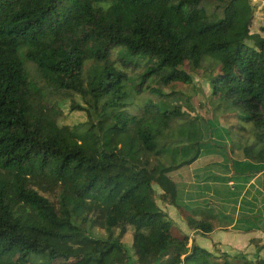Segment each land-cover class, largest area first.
<instances>
[{
  "label": "trees",
  "instance_id": "16d2710c",
  "mask_svg": "<svg viewBox=\"0 0 264 264\" xmlns=\"http://www.w3.org/2000/svg\"><path fill=\"white\" fill-rule=\"evenodd\" d=\"M255 11L251 0H0V264H264L197 242L216 218L178 204L172 173L200 158L201 116L193 105L129 113L128 76L112 60L118 52L136 68L151 59L138 93L149 76L161 87L194 85L202 59L213 58L221 68L211 100L247 114L257 141L242 151L254 160L263 144L264 161ZM78 97L86 104L70 110L84 119L71 125L60 102ZM170 206L194 236L173 224Z\"/></svg>",
  "mask_w": 264,
  "mask_h": 264
},
{
  "label": "rangeland",
  "instance_id": "374dc122",
  "mask_svg": "<svg viewBox=\"0 0 264 264\" xmlns=\"http://www.w3.org/2000/svg\"><path fill=\"white\" fill-rule=\"evenodd\" d=\"M255 11V18L249 28V36L260 41H264V0H251ZM206 10L208 15L217 20L220 16H215L216 11L213 6L207 5ZM254 41V43L256 42ZM250 43V42H249ZM253 44V43H250ZM254 45V44H253ZM112 60L115 62V66L118 70H122L128 76V90L131 94V103L127 111L131 114L137 115L141 113L147 105H155L163 110L170 109L173 107L180 106L182 108H189L193 105L195 112L201 116L200 122L203 128L202 130V149L200 156V164L202 168H211L210 162L215 160H222L225 162V158L229 160L234 154L239 155L243 149L253 147L257 141L256 138V126L252 123H246L242 117L247 114L241 110L231 108L226 101H212L210 94V78L220 71V65L213 58L205 56L197 71L193 74L194 85H178L173 84L170 86L161 87L158 83L159 78L155 76H149L144 84V90L136 92L138 86L144 81L145 76L152 65L151 59L144 57L140 61L138 60V66L134 68L132 65L129 68H125L124 65L119 61L118 52H115L112 56ZM135 62V61H134ZM136 63V62H135ZM151 88L157 90L152 92ZM141 89V88H140ZM176 92L174 95L168 93ZM191 99V101L189 100ZM75 101L78 104L85 105L86 101L81 97L73 99H63L60 103L64 105V114L66 115L67 123L71 122V125H78L79 122L83 121V114L81 112H71L70 107ZM171 149V148H169ZM187 154H192L189 152ZM179 156H177V160ZM235 165V164H234ZM217 170L223 171L226 166L217 165ZM234 170L238 169V165H235ZM206 170V169H205ZM190 168L186 167L181 169L179 172H173L172 176L175 182L178 184L179 189L183 187L184 181H187L190 177ZM264 180V178L262 179ZM259 183H261L259 181ZM224 190H230L233 192L231 186L224 185ZM180 204V202L178 203ZM258 206V205H257ZM189 211H202L200 209ZM164 212H167L166 210ZM204 212V211H203ZM206 213V212H204ZM170 216L173 224L182 230L184 233L192 234L187 225H182L181 219L177 213H167ZM208 214V213H207ZM210 215V214H209ZM263 212L256 208L249 211L246 214H242L240 218V224L255 227L258 220L261 219ZM212 216V215H211ZM184 227V228H183ZM133 235L129 233L123 241L127 242L131 246ZM142 251L149 254H156V246L149 241H142ZM202 246L203 243H201ZM192 243L190 244V247ZM205 247V246H204ZM252 256H249V258ZM77 262L58 260L52 264H77ZM30 264H46L42 261L36 260Z\"/></svg>",
  "mask_w": 264,
  "mask_h": 264
},
{
  "label": "crops",
  "instance_id": "0c3cea01",
  "mask_svg": "<svg viewBox=\"0 0 264 264\" xmlns=\"http://www.w3.org/2000/svg\"><path fill=\"white\" fill-rule=\"evenodd\" d=\"M263 144L255 150L254 160L243 151L222 160L210 162L211 168H202L200 158L191 166L190 177L184 181L183 187L178 186V203L185 209H200L216 218L217 227L209 235H198L197 242L213 251L231 255L245 253L252 261L264 258V230L259 228L264 221V161L260 157ZM238 169L234 170V166ZM217 165L226 166L223 171L217 170ZM175 171L176 173L179 172ZM173 174V173H172ZM259 181L261 183H259ZM231 186L233 192L224 190V185ZM258 205V206H257ZM258 208L263 212L261 219L253 227L240 224L242 214ZM167 213H177L185 227L184 218L177 209L170 206ZM183 227V228H184ZM189 234V233H188ZM194 236L195 233L190 234Z\"/></svg>",
  "mask_w": 264,
  "mask_h": 264
},
{
  "label": "water",
  "instance_id": "95a60500",
  "mask_svg": "<svg viewBox=\"0 0 264 264\" xmlns=\"http://www.w3.org/2000/svg\"><path fill=\"white\" fill-rule=\"evenodd\" d=\"M259 228L264 230V221H261V223L259 224Z\"/></svg>",
  "mask_w": 264,
  "mask_h": 264
}]
</instances>
